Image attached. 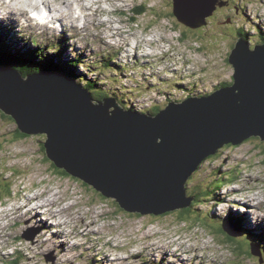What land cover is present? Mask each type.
Instances as JSON below:
<instances>
[{
    "label": "rangeland",
    "instance_id": "374dc122",
    "mask_svg": "<svg viewBox=\"0 0 264 264\" xmlns=\"http://www.w3.org/2000/svg\"><path fill=\"white\" fill-rule=\"evenodd\" d=\"M15 1H20L18 5L27 4L23 0ZM48 1L50 3L52 0ZM53 1H55L54 5L52 3L51 5L55 10L67 0ZM76 2L83 10L85 6H93L89 5L87 0H76ZM214 2L216 3L211 7L215 10L205 17L204 25L196 29H190L173 16V0H99L100 10L104 9L106 13L104 17L100 15L101 13L96 16L92 13V16L87 15L86 18L79 17L80 22L75 25L77 26L75 29L66 19L64 21L67 25L64 27L66 30L61 33L55 30L54 33H41L35 28L20 33L24 37L30 36L35 42L37 38L44 35L50 40L62 37L70 44L72 51L79 55L78 60L84 62L80 64V69L87 72L88 80L98 84V88L112 99H114L112 89L108 87L112 84L108 80L114 75L108 71L109 69L98 67V60L101 61L103 57L109 56L112 61L124 62L128 54L132 56L134 45L132 34L143 38L141 40L143 49L148 46L151 50L154 45L151 46L153 43L149 41L153 40L160 56L148 58V64L156 73H153V70L146 64L144 72L138 70L131 74L130 70L124 66L122 67L125 70L124 75L113 72L118 78L122 77V83L118 84L126 88L127 94L124 97L125 102L115 100L127 110L149 109L155 105V108L163 110L161 101L155 103L162 94L178 90L180 91L178 94L186 97L185 84L176 85L181 87L172 89L162 88L171 83H188L191 89L190 94L193 97L209 95L217 85L233 83L234 70L228 62V57L235 48L237 39L245 40V34L242 35V31H245L249 38L259 37L257 46L263 45L264 35L259 36L258 34L262 29L261 33H264V0H214ZM11 8L14 15H17L16 9L22 10L19 6ZM11 8L6 9L12 12ZM181 8L182 14L188 16L186 8L183 6ZM111 12L114 14H110ZM0 15L4 16L1 9ZM109 15L114 20L122 22V38L117 34L112 35L109 22L99 24V22H104ZM57 20L62 22L61 18ZM194 20L198 18L194 17ZM93 23H96V28ZM1 24L7 26L4 21H1ZM112 25L120 24L115 21ZM115 31L120 33V26L116 27ZM105 34L109 37L101 40L100 37ZM145 35L149 38L147 39ZM115 41L119 42L117 46L120 51L115 48ZM246 44L250 49L249 42ZM143 49L142 54L145 53ZM148 53L145 55L153 56ZM93 65L97 68L91 69ZM167 65L169 68H166ZM173 68L177 70L170 71ZM157 72L167 73L169 76H163V78L167 80L171 78V81L165 85L156 84V81L161 78ZM101 73L105 75L95 83ZM78 75L81 79L83 78L82 73ZM20 79L26 80L22 77ZM101 81H105V84H101ZM139 83L141 86L136 87ZM199 85L202 88L198 87ZM131 96L135 100H131ZM16 130L17 126L14 121L0 113V218L4 220L1 222L3 225H0L2 238L0 264H167L165 260L172 264H177L175 263L177 260L181 262L180 264H235L236 262L259 264V259L258 261L253 259L247 252L249 250L251 254L255 253L254 249L249 248L242 239L249 238L262 247L260 249L263 253L264 246L252 240L245 233L235 239L242 243L236 249L224 242L220 235L214 234L213 230L205 228L215 226L206 216L207 214L226 219L224 218L227 217L226 212L232 209L230 208L232 205L237 209H248V216L243 218L249 226H261L264 231L262 210L264 209V142L259 139H251L238 147L225 146L213 158L204 160L198 165L195 173L190 175L185 184L187 198L195 193L197 202L194 201L193 206L187 208L191 209L190 212L183 215L186 217L184 220H180L182 210L157 218L124 212L115 201L105 198L80 180L57 173L51 166L52 163L47 162L48 159L42 153L41 144L47 138L46 134L18 138ZM41 182L46 184L45 187L48 189H54L59 193L61 199L57 198V201L60 200L58 202L60 206L54 207L55 210L74 205L72 208H67L68 210L63 214L62 222L66 221V224L59 225L60 223L54 218L51 221L49 219L51 216L44 214L43 208L38 209L42 214L34 221L35 223L19 215L7 220L15 214L14 211H10L11 209L19 207L21 203L38 196L41 192L46 196L41 198L39 195L41 199L39 202L53 200L48 190L39 189L43 188L40 185ZM26 184L32 190L19 193ZM219 186L220 188H216ZM39 202H34L32 205L35 203L40 205ZM28 204L29 201L22 209ZM238 212L239 214L244 213L240 210ZM219 218L216 217L218 221ZM256 218L257 221H254L253 219ZM45 221L49 224L56 223L60 228H53L51 231L44 230L43 225L39 223ZM82 225L94 231L82 233ZM144 225L148 226V229H143ZM2 227L4 228L1 229ZM51 232L62 234L59 239H55L51 236ZM155 232L157 235L152 239L150 234ZM31 233H36L31 240L25 241L21 238ZM175 235L184 238L183 242L177 241ZM65 240L67 251L59 253L57 247L64 245ZM108 241L110 244H106ZM185 241L190 242L185 244L188 246L186 248L183 246L180 251L189 254H179L180 244L186 243ZM58 243L61 245H57ZM91 244L94 246L91 247ZM155 248L158 249L156 256H153L151 251ZM165 248H168L170 252L163 251ZM52 256L55 258L53 259ZM47 258H52L53 263H47Z\"/></svg>",
    "mask_w": 264,
    "mask_h": 264
},
{
    "label": "water",
    "instance_id": "95a60500",
    "mask_svg": "<svg viewBox=\"0 0 264 264\" xmlns=\"http://www.w3.org/2000/svg\"><path fill=\"white\" fill-rule=\"evenodd\" d=\"M173 6V16L190 29L204 25L215 10L188 17L181 12L183 0H173ZM237 40L228 57L232 84L157 114L124 111L112 98L94 101L76 81L56 72L23 77L14 68H0V113L22 135L46 134L44 155L56 169L126 212L157 218L184 210L193 202L185 184L202 161L228 145L252 138L264 142V44L248 50Z\"/></svg>",
    "mask_w": 264,
    "mask_h": 264
},
{
    "label": "bare ground",
    "instance_id": "6f19581e",
    "mask_svg": "<svg viewBox=\"0 0 264 264\" xmlns=\"http://www.w3.org/2000/svg\"><path fill=\"white\" fill-rule=\"evenodd\" d=\"M24 2H27V4L26 5H22V4H20V5H18L17 3H19L20 1H15V0H0V9L2 10V12H3V14L4 15H6V16H8L9 17V19H11V20H13V21H16V22H21V21H26V19H27V17H28V15L25 17V18H23V17H21L22 19H21V21H20V19L19 18H15L14 16H11V14H9V13H12V12H14L13 11V9L11 8L12 6H19L20 7V9H22L21 11H18V9H16V12H27V10H24V9H26L25 7L26 6H30V7H32V9L33 10H35V11H37V10H41V9H45L46 10V12L48 11V19L50 20V22H51V24H52V27L54 28V26L56 25V27L57 28H59V29H61V28H64V27H66L67 25L65 24V20L67 19L68 20V22H69V24L71 25V27L72 28H74L75 29V27H77V26H75L77 23H79L80 22V20H79V17H83V18H86L87 17V15H89V16H92V13H93V15L94 16H96V15H99V13H101L100 15L101 16H106V13H104V9L103 10H100V7H99V0H87L88 1V4L89 5H93L92 7H90V6H85V9L83 10L82 9V7L81 6H78V3L76 2V0H67V1H63L62 2V4L59 6V8H55V10H53V7H52V5H51V3L53 4L55 1H51L50 3H49V1L48 0H23ZM116 1H118V0H116ZM96 2V3H95ZM213 2H214V0H183V4H184V8H186V7H188V6H190L191 8H192V11H188V13H194V11H197V12H204V11H206V10H208L211 6H212V4H213ZM23 3V2H22ZM54 5V4H53ZM112 7V6H111ZM3 8L6 10H3ZM6 8H11L12 9V12L10 11V10H7ZM17 8V7H16ZM89 9V10H88ZM86 10H88L86 13H85V11ZM182 10V9H181ZM186 10H187V8H186ZM35 11H32V12H35ZM113 12H111L110 14H112ZM36 14V13H35ZM63 15V16H62ZM38 16V15H37ZM195 16H198V15H195ZM194 16V17H195ZM38 19H39V17H37ZM59 18H61L62 19V22L60 21V20H57V19H59ZM107 19L104 21V22H99V24H102V23H110L111 24V27L109 28L110 30H111V32H112V35L113 36H115L116 34H117V36L118 37H120V38H122L123 36L121 35L122 33H121V30H122V25H121V23L122 22H120V21H118L117 23H119L120 25H112V23L113 22H115L114 21V18L113 17H111L110 15H109V17H106ZM94 24V27L96 28L97 27V25H96V23H93ZM118 26H120V33H118L117 31H115V28L116 27H118ZM39 29L41 30V27H39ZM77 29V28H76ZM262 31H263V29H262ZM261 31V32H262ZM40 32H42V33H46V32H44V31H40ZM261 34H263V33H261ZM66 35V34H65ZM45 36V35H44ZM132 36H134L135 37V35H132ZM100 37V36H99ZM106 37H109L107 34H105V35H102L100 38H101V40L102 39H104V38H106ZM137 37V36H136ZM46 39H47V41H49V42H53V40H50V39H48L47 37H46ZM63 39V38H62ZM149 40H151V39H149ZM7 43H9V42H7ZM115 43H119L118 41H115ZM149 43H153V44H151V46H153L154 45V49L153 48H151V50H149V48L148 49H143L142 48V43H141V41L140 40H136L135 39V41H133L132 42V44H134L133 45V47H132V49H133V52L134 51H136V53H138V50H139V48H141L140 50H142L143 49V51H145V53L143 54V56L144 57H149V56H147V55H145L146 53H148V52H150V53H148V55L149 54H152L153 56L154 55H158V53H157V51H156V45H155V43H154V41L152 40V41H149ZM79 44V43H78ZM264 44V43H263ZM54 45H55V42H54ZM146 47H148V46H146ZM96 48V47H95ZM157 49H158V47H157ZM95 50V49H94ZM107 51V50H106ZM83 52V51H82ZM85 53V52H84ZM165 57V56H164ZM57 60V59H56ZM42 61V60H41ZM88 61V60H87ZM91 61V60H90ZM86 63V62H85ZM82 64V63H81ZM90 64V63H89ZM73 65V64H72ZM75 65V64H74ZM86 65H87V63H86ZM96 66H94L93 68H91V69H96L95 68ZM99 67V66H98ZM100 68H102V66L100 67ZM105 69H109L107 66L105 67ZM73 74V73H72ZM103 75H105V73H101L100 75H99V78H97L96 80H95V83L96 82H99V79L103 76ZM79 77H81V76H79ZM88 77V76H87ZM166 77V76H165ZM83 78H84V76H83ZM82 78V79H83ZM25 79V78H24ZM82 82V81H81ZM210 96V94L209 95H205V97H209ZM115 100V99H114ZM115 104H117V106H120L117 102H116V100H115ZM120 107H122V106H120ZM164 110V109H163ZM160 111H162V110H160ZM159 111V112H160ZM42 134H40L39 135V133L38 134H32V135H30V136H41ZM30 136H28V137H30ZM43 136V135H42ZM27 137V136H26ZM18 155H19V153H18ZM15 158V157H14ZM13 158V159H14ZM9 162H11L10 160H9ZM251 168V167H250ZM193 173H195V172H193ZM252 177V176H251ZM34 180V179H33ZM20 182V181H19ZM253 183V182H252ZM35 185V184H34ZM40 185L41 186H43V188H45V189H43V188H39V187H37V188H39V189H43V190H48L50 193H51V195L53 196V200H49V201H42V203L39 205V206H36L37 204L35 203V205H32V203H34V202H39V200H41V199H39V195L38 196H34V197H32V198H29V199H27L25 202H23V203H21L20 205H19V207H16V208H13V210L11 209L10 211H14L15 212V214L14 215H12V217H10V218H8L7 220H11V219H13L14 217H16V216H21L22 218H28V219H31L32 220V223H35L34 221H36L37 220V218H39L41 215L40 214H42L38 209H39V207H41V208H44L45 209V211H47V214L48 215H50L51 217H49V219L52 221V219L54 218V219H56L57 221H60L61 219H63L64 218V216H63V214H65V212H66V210H68L67 208H72L74 205H69L68 207H63L61 210H54L53 211V209L52 208H54V207H59L60 206V204L58 203L59 201H57V198H60L61 199V197L59 196V193L58 192H55L54 191V189H48V187H45V185L46 184H44V183H40ZM36 186V185H35ZM39 186V185H38ZM29 191V190H32L27 184L26 185H24V187H23V189L19 192V193H21L22 191ZM96 191V190H95ZM250 191V190H249ZM19 195V194H18ZM17 195V196H18ZM32 199H33V201H32ZM27 201H29V204L25 207V208H23L22 209V207L23 206H25L26 205V203H27ZM225 204V203H224ZM117 205L119 206V208H120V205L117 203ZM19 208H21L20 210H19ZM121 210H123L124 212H126L124 209H122V208H120ZM262 209V208H261ZM259 211H261L260 209H258ZM263 210V212H264V209H262ZM245 211V210H244ZM247 211H248V209H247ZM246 211V212H247ZM44 214H46L45 212H43ZM126 213H128V212H126ZM226 214H227V212H226ZM224 216V215H223ZM245 217H247V216H245ZM259 217H261V215L259 216ZM0 220H2L1 218H0ZM50 221V222H51ZM71 221H73V219L71 220ZM231 223L233 222V220H231L230 221ZM60 223V222H59ZM65 225L66 224V221L65 222H62V223H60L59 225ZM84 224H86V223H84ZM88 224V223H87ZM86 224V225H87ZM95 224V223H94ZM0 225H1V223H0ZM39 225H43V229L44 230H47V231H51V229H53V228H57V229H59L60 227H58L57 226V224L56 223H51V224H49V222H47V221H45V222H40L39 223ZM234 225V227L236 228V236H235V238L237 239L239 236H243V234L245 233V235H247L246 234V231L244 230V228H242L241 227V225L239 224V223H232V224H229V226L228 227H230L232 230H233V228L231 227V226H233ZM83 226V225H82ZM91 226V225H90ZM247 226H249V223H247ZM4 227H2L1 229H3ZM6 228H7V226H6ZM40 229V228H39ZM77 229V228H76ZM81 230L83 231L82 233H84V232H87V233H90V232H93L94 231V229L93 230H89V228H87L86 226H85V228H84V226L83 227H81ZM53 231V230H52ZM60 234H62V233H59V232H51V236L53 237H55V239H59V237L61 236ZM151 235V237H152V239H153V237L155 236V235H157V232H155L154 234H150ZM176 236V240L177 241H181V240H183L184 238H182V237H180L179 235H175ZM148 237V236H147ZM260 238H262V236H260ZM1 236H0V242H1ZM68 240V239H67ZM89 242H90V240H89ZM100 242V241H99ZM51 242H49V244H50ZM187 243V242H186ZM186 243H182V244H180V248H179V250L184 246L185 248L188 246V245H186L185 246V244ZM47 244V243H46ZM60 243H58L57 245H59ZM106 244H110L109 243V241L106 243ZM153 244V243H152ZM184 244V245H183ZM48 245V244H47ZM46 245V246H47ZM61 245V244H60ZM67 243H66V240H65V244L64 245H61V246H59V247H57L58 248V252L59 253H63L64 251H67ZM92 245L93 244H91L90 246L92 247ZM257 245V244H256ZM130 246V244L128 245V247ZM257 246H259V245H257ZM48 248V247H47ZM259 248H262V247H260L259 246ZM105 249V248H104ZM126 249V248H125ZM124 249V250H125ZM125 252V251H124ZM128 252V251H127ZM30 254V253H29ZM184 254V253H183ZM102 261V260H101ZM111 261V263L113 262V260L111 259L110 260ZM121 261V260H120ZM166 261V263L167 264H172L171 262H169V261H167V260H165ZM244 261V260H243ZM242 261V262H243ZM163 262V261H162ZM219 262V261H218ZM175 263H176V261H175ZM177 263L178 264H180L181 262H179L178 260H177ZM183 263V262H182ZM226 263V262H225ZM17 264V263H16ZM174 264V263H173ZM228 264V263H227Z\"/></svg>",
    "mask_w": 264,
    "mask_h": 264
},
{
    "label": "trees",
    "instance_id": "16d2710c",
    "mask_svg": "<svg viewBox=\"0 0 264 264\" xmlns=\"http://www.w3.org/2000/svg\"><path fill=\"white\" fill-rule=\"evenodd\" d=\"M241 34L244 35V32L242 31ZM246 39H247V37H246ZM256 43L259 44L258 41ZM263 43H264V37H263ZM55 52L56 53H54V55H51L48 53H44L43 48L24 47V46L19 47V46H16L14 44L7 43V42L3 41L1 38V35H0V68L1 67L2 68L3 67H12V68H15L17 70H20L23 75H25L26 72L30 71V72H28L29 74H27L28 76L36 74L37 71L49 70V71H54V72L56 71L58 73H61L62 75H68L69 77L75 78V76H74L75 75V66L78 65V63H79L78 60L76 59L74 61L63 62L60 59V56L62 55L63 50L59 51V49H56ZM57 52H59V53L57 54ZM80 83L83 84V82H81V81H80ZM90 83L93 85H96L93 82H90ZM230 84L231 83H225L223 86H220V85L219 86L220 87H224V86L227 87ZM91 88H92V86H91ZM93 89H94V87H93ZM159 111H160L159 108H155V112L158 113ZM16 134L18 135V138H25L26 137L25 135H22L18 132ZM32 137H34V136H32ZM43 151H44V149H43ZM46 161L48 162V160H46ZM51 166L56 170L57 173H59L63 176L69 177L67 174L64 173V171L56 169L53 164ZM192 198H194L195 202L197 201L196 195L192 196ZM190 210L191 209L182 210L180 213V216L182 218L181 219L179 218V219L184 220L186 217H184L183 215L189 213ZM137 216H139V215H137ZM251 239L253 240L252 237H251ZM227 240L232 242V244H236L237 246L242 245L241 242H238L235 239H227ZM247 244H249V243H247ZM248 247H250V245H248ZM252 258L258 261V258H255V257H252ZM239 260L241 261V258H239ZM17 264H19V263H17ZM235 264H240V263L236 262Z\"/></svg>",
    "mask_w": 264,
    "mask_h": 264
},
{
    "label": "flooded vegetation",
    "instance_id": "af4514ba",
    "mask_svg": "<svg viewBox=\"0 0 264 264\" xmlns=\"http://www.w3.org/2000/svg\"><path fill=\"white\" fill-rule=\"evenodd\" d=\"M253 26H254V24H253ZM258 35H259V36L262 35L261 32H260ZM262 36H263V35H262ZM246 40H247L248 42L253 43L254 45H258L256 42L259 40V37L256 36L255 39H252V38H249V37L247 36V39H246Z\"/></svg>",
    "mask_w": 264,
    "mask_h": 264
},
{
    "label": "clouds",
    "instance_id": "9594fccd",
    "mask_svg": "<svg viewBox=\"0 0 264 264\" xmlns=\"http://www.w3.org/2000/svg\"><path fill=\"white\" fill-rule=\"evenodd\" d=\"M221 88V87H220ZM202 96H205V94H203ZM228 146H230V145H228Z\"/></svg>",
    "mask_w": 264,
    "mask_h": 264
}]
</instances>
